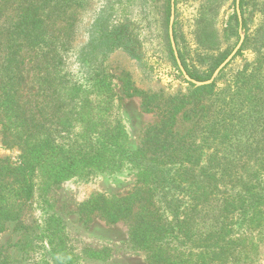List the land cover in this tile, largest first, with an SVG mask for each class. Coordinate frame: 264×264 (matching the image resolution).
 <instances>
[{"label":"rangeland","instance_id":"obj_1","mask_svg":"<svg viewBox=\"0 0 264 264\" xmlns=\"http://www.w3.org/2000/svg\"><path fill=\"white\" fill-rule=\"evenodd\" d=\"M29 1L0 0V158L18 163L24 150L33 157L34 148L42 144V154L35 156L46 160L44 172L36 166L29 199L15 192L11 177L0 174L4 197L0 204L5 206L4 212L0 210V264H159L154 255L158 245L177 247L186 254L208 252L214 255L208 264H264V212L248 219L249 208L246 213L240 207L235 211V181L232 190L230 184L220 185L233 202L229 209L234 210L223 229L196 236L192 244L180 243L184 237L178 226L151 244L137 239L141 236L133 237L139 209L115 223L92 209L95 202L101 206L133 191L141 174L136 161L141 158L137 149L143 132L160 121L155 112L142 110L139 96L125 95V80L136 89L155 93L158 103L163 94L188 89L168 51L170 0H56L63 4L54 14L46 3L40 4L45 36L40 45L30 43L15 28ZM251 1L248 24L253 29L261 23L264 0ZM234 13L235 0H175L173 31L190 69L207 74L212 61L233 50L239 41ZM241 30L245 38V29ZM243 42L241 53L215 77L217 87L232 83L236 72L255 64L259 42L254 48H245ZM101 77L108 83L104 91L94 84ZM83 93L92 104L97 96L106 98L102 109H91L97 121L90 128L79 120ZM99 118L110 124H100ZM95 126L101 130L95 131ZM189 126L178 114L174 131L182 134ZM95 138L93 152L103 153L98 147L103 140L108 148L106 162L92 170L78 168L59 179L53 177L60 170H46L50 160L44 157L50 147L79 155L88 151ZM114 149L119 152L113 153ZM160 169L164 185L170 183L153 198L162 219L172 220L163 208V193L175 201L180 220L189 218L188 184L180 181L179 166L166 164ZM255 169L254 183L264 182L263 167Z\"/></svg>","mask_w":264,"mask_h":264},{"label":"trees","instance_id":"obj_2","mask_svg":"<svg viewBox=\"0 0 264 264\" xmlns=\"http://www.w3.org/2000/svg\"><path fill=\"white\" fill-rule=\"evenodd\" d=\"M41 1L43 0H30L28 5L20 11L15 26L17 32L34 45H40L45 40L40 26L43 15L39 11V5L46 3L47 8L54 14L58 10L57 7L63 4L56 0ZM251 2V0H240L239 5L242 16L241 25L246 32L243 46L254 48L259 42V46L256 47L255 64L248 69L246 65L243 70L236 72L232 83H226L222 88L216 86V80L204 85L185 81L188 83L186 92L167 96L163 94L158 103L155 101L157 97L155 93L148 94L144 90L132 87L128 80L124 82L125 95L139 96L142 110L155 112L160 121L157 125L148 126L143 132V138L137 149V153H141V158L136 161L141 167V174L133 191L127 195L112 198L101 206L95 202L92 209H99L109 223L126 218L133 213L134 209H139L136 213L138 214L137 228L133 229L132 236H141L142 238H136L143 239L144 243L151 244L162 240L170 231H174L175 226L179 227V232L184 237L180 243L191 241V244L197 238L196 236L223 229L224 220H227L234 210L229 209L233 202L224 191H221L220 185L232 186L234 181L235 211L240 207L243 208V213H246L249 208L248 212L251 211V215L248 214V219H251L255 212H264V182L254 183L257 175L255 167L260 165L264 169V4L261 11V23L251 29L248 24ZM168 16L169 4L166 8L167 21ZM232 19L234 34L237 35L235 26L238 25V19L235 13ZM54 31H58V28ZM173 35L181 63L189 76L195 80L209 78L212 71L228 54L226 51L212 61L207 74L199 73L196 69H190L183 51L178 47L175 31ZM168 51L176 66L170 44H168ZM240 53L238 51L236 54ZM104 78H97L94 81V84L103 91L108 86ZM86 91L87 89L84 93ZM84 93L78 101L79 120L81 124L90 128L97 121L92 117L91 109L100 110L102 109L100 106L107 103L102 94L103 96L95 97V103L92 104ZM178 114L190 122V126L182 134L174 131ZM98 121L102 125L110 124L106 119L99 118ZM21 125L25 128L27 126L24 123ZM94 129L97 132L101 130L99 126H95ZM112 136L115 137V135ZM97 141L95 138V142L89 144L88 151L80 152L79 155H71L72 152L67 154L61 147H50L49 154L46 153L44 157L50 160L45 166L46 170L53 173L60 170L59 173L54 174L55 179L75 174L78 168L89 166V170H92L95 164L108 160L105 156L108 148L103 140L98 142V147L103 153L99 155L93 152ZM108 141L113 145V139L108 138ZM42 147L41 144L38 148H34L31 153L33 157L28 155V150L23 149L24 152L20 155L21 159L18 163L0 158V174L12 178V183H16L15 192L24 196L25 199L32 196L36 168L44 172L42 162L46 159L35 156V154H42L40 151ZM118 152L114 149L113 153ZM166 164L178 165L180 181L188 184L187 190L191 200L189 218L183 217L180 220L181 212L175 205V201L172 198L169 199L164 193L163 208L171 213L172 220L162 219L154 203L153 198L156 194L166 186H170V183L164 185L165 178L160 169ZM232 189L234 186L231 187ZM0 198L4 202L2 195ZM243 202L246 204L245 207ZM2 204H0V210L4 212L5 206ZM209 236L207 235V238ZM206 244L203 243V246ZM158 246L161 249L159 248L154 255L159 260V264H196L198 262L208 264L214 257L213 254L204 251L203 255L202 253L195 255L186 254L177 247ZM193 257H197L195 261L192 260Z\"/></svg>","mask_w":264,"mask_h":264},{"label":"water","instance_id":"obj_3","mask_svg":"<svg viewBox=\"0 0 264 264\" xmlns=\"http://www.w3.org/2000/svg\"><path fill=\"white\" fill-rule=\"evenodd\" d=\"M240 0H235V12L237 15V19L239 22V41L236 44V46L233 48V50L227 55V57L216 67V69L214 70V72L212 73L211 77L209 79L206 80H195L193 78H191L189 76V74L187 73V71L185 70V68L183 67L181 60L178 56V51H177V47H176V43L174 40V35H173V22H174V11H175V0H170V16H169V24H168V36H169V40H170V45H171V49L173 51V55L175 57L177 66L179 68V71L181 72L182 76L184 77V79L186 81H189L195 85H204V84H208L211 83L215 77L218 75V73L231 61V59L235 56L236 52L238 51V49L240 48L243 39H244V35L242 33V26H241V21H242V16H241V10H240Z\"/></svg>","mask_w":264,"mask_h":264}]
</instances>
